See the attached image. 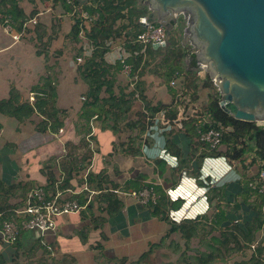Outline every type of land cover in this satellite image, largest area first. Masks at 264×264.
Listing matches in <instances>:
<instances>
[{"label":"crops","instance_id":"0c3cea01","mask_svg":"<svg viewBox=\"0 0 264 264\" xmlns=\"http://www.w3.org/2000/svg\"><path fill=\"white\" fill-rule=\"evenodd\" d=\"M148 1L138 0L137 3L139 8L147 10L143 17L149 13ZM18 4L27 20L35 19L36 24L31 23L20 32L14 29L13 33H22L16 42L12 38L13 33L8 34L4 24H0V100L9 97L11 87L20 92L22 100H29L31 89L41 84L43 79H49L56 87V108L63 112L58 115L63 123L60 128L63 131L59 133L58 129L38 132L37 125L43 119L38 114L20 122L0 113V128L3 131L0 137V208L3 211L21 209L26 198L24 200L20 196L27 197L34 187L44 188L49 196L60 191L65 197L86 198L89 193L82 190L87 185L89 191L97 192L92 196L91 202H94L100 191H97L96 183L89 180L99 177L108 180L105 188L122 193L132 188L126 187L128 182L137 181L141 187L155 184L163 188L169 202H181V205L176 209H168V221L165 222L152 216L150 205H143L123 194H115L122 201L123 207L119 214L103 224H97L96 212L99 209L95 202L92 214L84 209L78 214L59 218L56 230L44 233L23 232L19 238V248H15V244L11 246L14 248L12 257L15 255V264H136L140 258L147 257L143 252L153 244V237L157 236L162 245L165 239L163 235L167 231L170 234L173 223L178 225L186 220H195L203 223L205 228H215L218 226L215 214L223 211L226 220L216 227L219 229L229 226L232 220L241 223L256 215L259 201L255 195L247 202L244 201L241 184L243 174L236 169L237 165L231 166L229 159L223 155H206L199 162L198 157L202 155V151L195 145L189 147L186 124H194L200 120L199 117L175 122L171 130L163 131V124L150 120L161 111L150 117L138 98L139 91H142L146 101L153 105H171V109L177 110L176 117L170 119L173 121L184 115L189 108L181 104L180 98L174 97L175 87L164 76L166 70L162 66L161 54L169 46L164 50L151 48L158 55L149 53V47L136 52L143 57L142 65H146L138 79L140 87L136 85L137 92L135 100H132L133 109L129 120L115 124L111 115L95 114L88 122L80 117L88 92V85L80 68L94 50L85 36L90 28L89 23H84L78 40H75L71 37L75 19L62 0H18ZM140 19L138 21L141 25ZM182 22L188 27L186 17L179 14L177 23L170 32V42L172 34L181 33ZM127 24L128 20L125 19L117 25ZM184 29L183 40L176 38L187 48L188 55L183 59L184 69L194 72L202 83L209 75L206 70H199L200 62L197 58L196 66H191L190 55L196 57L198 47L187 38L186 28ZM126 34H133L132 27L126 29ZM125 40L126 37L123 36L107 44L108 51L104 56L107 64L115 65L123 57H131L124 46ZM202 74L206 76L201 77ZM114 81V93L117 96L120 91L129 94L136 90L131 87L129 78L122 69L115 73ZM106 96L105 92L101 94L102 98ZM188 96H183L182 102ZM193 106L188 109L189 112L196 111L204 118L207 112L197 108L195 104ZM140 111L147 116L143 130L136 116ZM178 125L183 128L180 129ZM168 140L180 150L183 158L187 153L186 158L193 153L188 168L178 171L181 159L167 151ZM158 159L165 163L162 176L155 164ZM11 164V168L6 167ZM70 170L72 173L69 179ZM9 190V195H6ZM172 213L175 217L170 215ZM154 230L159 235L156 233L155 236ZM218 231L207 237L208 251L197 256H216L208 264H225L223 256L227 252L223 250L222 254L216 253L211 240L212 237L219 236ZM262 237L260 232L258 241ZM3 242L1 239L0 254L4 256ZM23 243L25 250H22ZM135 249L144 251L137 254ZM249 257L250 255L241 260H248Z\"/></svg>","mask_w":264,"mask_h":264},{"label":"trees","instance_id":"16d2710c","mask_svg":"<svg viewBox=\"0 0 264 264\" xmlns=\"http://www.w3.org/2000/svg\"><path fill=\"white\" fill-rule=\"evenodd\" d=\"M86 1V4H82ZM63 2V1H62ZM80 9L86 11L90 17L95 19L89 21L90 28L86 31V38L94 47L93 53L90 58H88L84 65L80 68L82 77L88 85V92L83 104L80 117L84 120L90 121L91 116L97 114H105L107 116L111 115L114 123H119L121 121H127L130 118L131 111L133 109L132 100H135V95L137 92V87H140L138 82L135 85L136 90L125 94L120 91L117 96L114 93V76L115 73L122 69L123 66L121 62H117L115 65H109L105 62L104 56L108 51V43L112 40H116L121 37H126L124 46L127 52L130 53V58L126 59V63L132 66V73L137 74L138 78L142 74V70L145 63L142 65L143 57L140 54H136L143 48L142 45L138 43H133V39L139 34L143 28L139 24V19L147 14L146 9H141L138 7V0H75ZM63 4L69 11L72 9L65 2ZM0 24H4L6 20L13 29L17 32L22 31L23 24L28 19L23 9L19 7L18 0H0ZM74 25L71 29V37L78 40V35L81 32L84 22L81 21L77 14L74 16ZM128 20L127 25L118 26V22L123 20ZM132 27L133 34H126V29ZM149 53L158 55L159 53L153 52L151 47L148 48ZM136 54V55H135ZM161 54V53H160ZM162 55V62L165 71V79L171 81L174 72L180 73V85L178 86V81L173 91L174 97L177 96L182 99L183 96L189 95L192 100H197L198 91L200 88L206 89L212 87V80L209 76L201 81L195 76V73L184 69L183 59L187 57V48H184L180 41L174 36L171 38V42L167 50ZM190 63L192 67L196 66L195 55H190ZM140 69V70H139ZM171 78V79H170ZM41 84L34 86L31 89V93L34 95V101L31 103L29 100H22L20 92L15 88L11 87L9 92V97L7 99L0 100V113L14 117L20 122L30 119L34 114L42 116V121L37 125V131L44 133L47 130L58 131L62 128V121L59 120L58 115L63 113L56 108V87L52 84L49 79H43ZM199 83V84H198ZM105 92L106 97H101V94ZM138 98L143 102V107L145 111L153 117L160 111H165L166 117L173 119L176 117L177 110L171 109V105H153L146 101V98L142 95V91H139ZM221 100L220 92L210 94L208 104L205 111L210 115L212 121L214 122L211 127H218L221 125L223 128H230V130L223 132L222 135V146L225 147L224 151H214L211 153L202 151V155L198 158V161L208 155L216 156L223 155L231 161H237L239 164L244 165L245 159L249 156L252 157L253 164L258 166V171L264 168V126H260L257 123L244 122L236 120L229 114L225 113L220 107L219 102ZM106 109V110H105ZM138 117V123L140 124L141 130L146 127V115L143 111H140L136 115ZM131 125V124H130ZM131 126H135L132 124ZM186 130L189 134V147L195 145L196 148H201L200 143L197 141V132L195 125L191 122L186 124ZM210 126L206 125L204 129H209ZM167 151L175 154L177 158L180 157L181 161L179 163L178 171L188 168L189 161H191V153L186 158L187 154L184 155L177 149L171 140L166 142ZM197 160V158H196ZM155 164L158 167L159 175L164 174L165 163L163 160H156ZM72 171L68 172L69 179L71 178ZM258 173V172H257ZM257 174L252 176V178L242 175V196L245 202L252 196H257L256 215L252 216L251 219L237 223L234 220L230 222L229 226L219 227V225L226 220L225 213L219 211L215 214L216 224L218 226L210 227L208 235L215 231H218V237H212V242L214 244V249L216 253L222 254L223 250L228 251H242L244 249H249L251 251L248 260L236 261L233 264H264V194H259L257 190L252 189L249 183L256 178ZM68 179V181H69ZM67 181V183H68ZM90 182H95L97 191L99 194L96 196L94 202H89L86 209L92 214V209L94 208V203H98L99 212L105 214L102 217L101 223L106 222L108 219L115 217L120 213L123 203L114 194L109 192L108 188H105L108 180L104 177H99L96 180L90 179ZM246 182V183H245ZM133 191H140L145 188H153L157 200L155 204H150L152 208V216L158 218L161 221H168L167 211L169 208L176 209L181 205V202H169V199L164 193L162 187L155 184H150L145 187L137 181L128 182L126 187ZM65 187V186H63ZM62 187V188H63ZM128 189V190H130ZM31 190V189H30ZM217 190V189H216ZM9 191L5 194L9 195ZM20 196L24 199L26 197ZM81 203L86 202V198L83 196L79 197ZM14 211H3L0 208V226L3 220H11L14 218ZM234 221V222H233ZM99 224V223H97ZM203 225V227H201ZM205 228L203 223L195 220H186L180 224H171L169 233H179L186 243H189L193 238L200 234V230ZM26 232V231H25ZM262 232V239L258 241V235ZM23 233V232H22ZM19 241L15 243V248H19ZM258 242V245L255 243ZM254 246V247H253ZM14 256L10 261H7L3 255L0 254V264H15L16 259ZM216 256L213 254L205 255L202 254L198 257L199 264H208L212 262Z\"/></svg>","mask_w":264,"mask_h":264},{"label":"water","instance_id":"95a60500","mask_svg":"<svg viewBox=\"0 0 264 264\" xmlns=\"http://www.w3.org/2000/svg\"><path fill=\"white\" fill-rule=\"evenodd\" d=\"M142 27L170 32L179 14L190 15L188 39L218 85L219 107L236 120L264 123V0H149Z\"/></svg>","mask_w":264,"mask_h":264},{"label":"built area","instance_id":"2783aa9c","mask_svg":"<svg viewBox=\"0 0 264 264\" xmlns=\"http://www.w3.org/2000/svg\"><path fill=\"white\" fill-rule=\"evenodd\" d=\"M72 9L71 15L74 17L76 14L81 21L84 23H89V21L95 19L90 17L86 11L80 9L75 3V0H62ZM188 23H190V15H184ZM36 24L35 19L26 20L23 24L22 30L24 31L28 28L29 24ZM5 31L8 34L13 33V28L11 27L9 20L4 23ZM143 30L136 35L133 39V43H138L142 45L143 51L147 47L152 49L164 50V44L168 40V32L164 25L159 23H149L146 27H142ZM22 33H13V40L19 41ZM130 56V54H128ZM127 56L123 57L120 62L123 66L122 71L129 78L131 87H135L138 82V75L132 73L131 65L126 63ZM200 71L206 70V65L202 62L198 64ZM199 71V73H200ZM180 78L179 72H174L170 85L175 87L178 79ZM213 84L218 89V85L214 79H212ZM219 91V89H218ZM34 101V95L31 94L29 97V102ZM199 117L200 120L195 122V128L197 132V141L200 143V150L208 153L218 151L222 144L223 132L230 130V128H223L221 125L218 127H211L214 124L210 115L206 113L204 116H199L196 111L190 113V116H180L176 121L170 120L166 117L165 111H161L155 117L151 118V121H156L163 124L162 130L168 131L175 126V122L188 121L192 117ZM206 125H209V129H204ZM179 128H183L182 125H178ZM63 130L60 129L59 133ZM2 129L0 128V137L2 136ZM249 186L257 190L259 194H264V168H261L254 180L249 183ZM88 192L89 195L86 197V202L81 203L78 197H65L63 192H56L54 195H47L46 191L42 187L31 188L27 194L24 207L19 210L14 211V218L11 220H3L0 226V237L1 239L9 244L13 245L18 240L22 232L35 231L44 233L46 231H53L57 228L58 219L71 214H78L88 206L89 202L92 200L93 194L97 193L94 191H89L88 186L84 185L82 192ZM114 194H123L137 200L143 205L155 204L157 200V195L153 188H145L140 191L128 190L125 193L119 190H109ZM72 193V192H70ZM78 195V193H73ZM80 194V193H79ZM173 217L174 214H170ZM254 247V246H253Z\"/></svg>","mask_w":264,"mask_h":264},{"label":"rangeland","instance_id":"374dc122","mask_svg":"<svg viewBox=\"0 0 264 264\" xmlns=\"http://www.w3.org/2000/svg\"><path fill=\"white\" fill-rule=\"evenodd\" d=\"M181 33L178 35L172 34L175 38L180 37L181 40H183V35L182 32L184 27L187 29V26L185 22L181 24ZM206 76V74H202L201 77ZM199 84V83H198ZM132 90V89H131ZM218 92L217 87L212 83L211 88H200L198 91V99L192 100L189 96L186 97L185 100H180L181 104L187 108V110L184 113V116L189 117L190 112L188 109L193 108L194 104L196 105L197 108H201L203 110L206 109V106L208 104L209 96L210 94H214ZM190 99V101H188ZM196 109V108H195ZM189 112V113H188ZM260 126H264V123H257ZM2 142V139L0 138V144ZM225 147H221L220 151H224ZM8 165H10V162H7ZM229 164L231 166L237 165V168L239 172H241L243 175L246 177L252 178V176L256 175L258 172V167L256 164H253L252 162V157L249 156L245 159L244 165L238 164L237 161H231L229 160ZM5 166V165H4ZM6 167H12L11 166H6ZM9 170V168H6ZM247 179V178H246ZM246 183V182H245ZM96 220L97 223H101V219L103 217V213L101 212H96ZM203 227V226H202ZM209 229L208 228H203L200 230V234L193 238L189 243H186L185 240L182 238V236L179 233L175 234H168V231L163 235L165 239L162 242V245L159 244L158 238L156 236L157 231L154 230L153 234H155L156 237H153V244L150 246L149 249L143 252L147 257L145 259H141L138 261L136 264H199L198 262V255L201 252L208 251V245H207V237L209 236L208 233ZM23 233L20 234L19 238L21 237ZM158 234V233H157ZM162 234V233H160ZM159 235V234H158ZM162 239V238H161ZM1 240V239H0ZM4 243V242H3ZM5 244V258L7 261H10L12 259V253L14 248L11 247L12 245H9L7 243ZM24 243L22 244V250H25V245ZM98 246V245H97ZM97 248V247H96ZM136 253H141L144 250L141 249H135ZM22 252V251H21ZM251 251L249 249H244L242 251H233V252H227L225 253L226 257L223 256L225 259V264H232L233 262L237 260H241L243 258H247L248 255H250ZM135 264V263H134Z\"/></svg>","mask_w":264,"mask_h":264}]
</instances>
